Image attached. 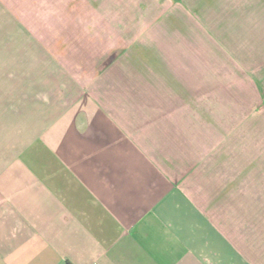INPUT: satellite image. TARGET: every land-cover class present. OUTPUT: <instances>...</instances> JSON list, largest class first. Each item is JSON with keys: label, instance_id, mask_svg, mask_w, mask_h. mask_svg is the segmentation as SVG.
<instances>
[{"label": "crops", "instance_id": "obj_1", "mask_svg": "<svg viewBox=\"0 0 264 264\" xmlns=\"http://www.w3.org/2000/svg\"><path fill=\"white\" fill-rule=\"evenodd\" d=\"M236 1L264 49V0ZM165 96L85 91L2 159L0 264H264V170L197 182Z\"/></svg>", "mask_w": 264, "mask_h": 264}, {"label": "rangeland", "instance_id": "obj_2", "mask_svg": "<svg viewBox=\"0 0 264 264\" xmlns=\"http://www.w3.org/2000/svg\"><path fill=\"white\" fill-rule=\"evenodd\" d=\"M243 7L0 0V162L85 91L161 90L190 122L181 158L197 182L224 169L251 183V170H264V49L250 32L251 3Z\"/></svg>", "mask_w": 264, "mask_h": 264}]
</instances>
